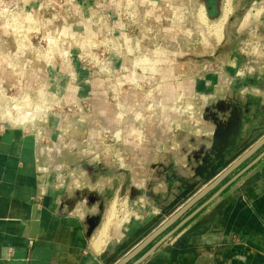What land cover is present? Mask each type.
Wrapping results in <instances>:
<instances>
[{"label":"rangeland","instance_id":"rangeland-1","mask_svg":"<svg viewBox=\"0 0 264 264\" xmlns=\"http://www.w3.org/2000/svg\"><path fill=\"white\" fill-rule=\"evenodd\" d=\"M121 1L119 7L108 0H0V125H21L49 116L60 121L74 139L79 129L67 124L80 118L84 120L82 129L94 128L93 106L102 101L108 111L112 105L118 107L123 131L119 130L115 147L104 150L106 147L88 144L83 157L87 161L97 153L99 159L110 156L120 173L129 168L141 178L149 167L142 161V150H150L156 154L152 174H159L160 152L166 157L161 174H191L203 158L207 162L200 163L194 174L223 169L249 141L242 128L250 121L259 123L264 116L240 113L237 95L225 104L207 103L203 93L192 96L190 82H196L194 89L204 91L205 81L212 75L223 76L230 68L235 75L236 71L247 73L237 68L260 54L264 46V32L242 29L247 6H241L249 0L230 1L220 31L211 24L219 19L224 0H130L131 7ZM113 8H121L122 14L132 11V15L117 17ZM76 75L87 79V98L76 95L81 88ZM175 81L181 85L175 87ZM71 105L85 108L67 111ZM223 106L231 111L224 120ZM45 108H50L46 116L42 115ZM25 114V121L16 122ZM212 124L217 130L214 141L212 136L208 138V125ZM161 138L166 144L159 150L155 143ZM144 141L149 146L143 147ZM262 151L264 144L229 174ZM68 159L71 170L74 158L69 154ZM102 165L103 170L110 168L105 162ZM64 175L65 181L56 183L62 189L75 186L74 177ZM151 181V188L141 179L133 186L126 174H119L118 194H107L104 199V209L115 202L113 224L128 218L129 224L142 226L140 233L147 232L185 197L177 196L168 203L175 196L171 180L156 175ZM162 182L169 188L162 190ZM121 228L114 235L118 240L109 239L118 246Z\"/></svg>","mask_w":264,"mask_h":264},{"label":"crops","instance_id":"crops-1","mask_svg":"<svg viewBox=\"0 0 264 264\" xmlns=\"http://www.w3.org/2000/svg\"><path fill=\"white\" fill-rule=\"evenodd\" d=\"M247 4L243 3L241 6H247L242 13L241 24L246 23L242 29L252 33L259 29L264 32V0H249ZM207 8L210 10L212 6ZM200 11L205 17L203 8ZM262 48L264 46L260 47V54L237 68L246 71L245 74L236 71V75H233L230 68L223 71V76L212 75L205 81L204 91H199V87L194 89L196 82L193 84L191 81L192 96L199 97L203 93L207 103L214 105L215 102L225 104L226 100L237 95L240 113L264 116ZM233 65L232 69H235V64ZM77 81L81 85L76 90L77 97L87 98L90 93L87 79L78 75ZM177 85L180 86L181 82L175 81V87ZM105 107L107 105L104 106L102 101L93 106L94 128L86 126V129L77 132L74 139L60 121L49 116L21 125H0V264H113L162 222L151 230L140 233L142 226L139 228L134 223L129 224L128 218L113 224L117 219L114 217L107 225L103 244L98 250L93 249L91 242L104 220L102 212L108 210L104 209L105 196L118 194L119 174H126L130 185L134 186L136 179H141L148 188L153 186L151 180L156 175L158 178L171 180L175 196L168 203L177 196L185 197L176 202L175 207L169 211L170 215L208 184L218 172L213 170L209 174H194L198 172L200 163L207 162L203 158L190 170L191 174H180L179 177L176 174H161L166 157L160 152L157 166L159 174H152L151 163L156 159V154L150 150H142V161H146L149 167L143 171L141 178L129 168L120 173L113 167L114 160L110 156L99 159L97 153L87 161L83 157L88 144L96 148L106 147L104 150L115 147L118 143L116 136L120 134L119 130L123 131L122 128L119 129L121 121L118 107L112 105L109 111ZM221 114L224 120L231 111L223 106ZM251 122L242 128L249 137L244 149L264 134V117L257 124ZM214 125H208V138L212 136L213 141L217 131ZM45 130L47 137L43 133ZM126 142L136 145L133 141ZM165 144L161 138L155 146L160 150ZM142 146L149 145L144 141ZM174 146L177 147V144ZM69 154L74 158L71 170V160H67ZM85 162L90 163V166ZM104 162L110 165L108 170H103ZM63 170L64 174L74 177L75 186L62 189L56 183L58 180L65 181ZM237 172L227 174L192 202L169 226L124 264H130L140 257ZM159 187L162 190L169 188L163 182ZM120 227L122 236L121 245L118 246L117 241L109 239L118 240L114 235H118ZM118 250H122L121 253ZM137 264H264V156L239 174Z\"/></svg>","mask_w":264,"mask_h":264},{"label":"water","instance_id":"water-1","mask_svg":"<svg viewBox=\"0 0 264 264\" xmlns=\"http://www.w3.org/2000/svg\"><path fill=\"white\" fill-rule=\"evenodd\" d=\"M262 144H264V134H262L258 139L253 141L249 146H247L242 152H240L236 157H234L223 169L218 171L216 175L210 180L208 184H205L198 192H196L183 206L178 210L173 211L165 220H163L159 225L153 228L145 237L134 244L129 250L122 254L113 264H124L132 256H134L145 244L150 242L155 236L160 234L167 226H169L192 202L204 194L208 189L215 186L220 182L227 174L232 172L236 167H238L244 160L251 156ZM262 156H264V151L260 152L256 157H254L248 164H246L240 171L236 173L232 178H230L225 184H223L215 193H213L203 204L191 212L186 218L180 221L171 230L165 233L161 238H159L148 250H146L140 257L134 260L130 264H137L142 261L146 256H148L159 244L170 237L186 220H188L195 212H197L202 206L207 204L210 200L217 196V194L225 188L231 181H233L239 174L247 170L254 163H256Z\"/></svg>","mask_w":264,"mask_h":264},{"label":"bare ground","instance_id":"bare-ground-1","mask_svg":"<svg viewBox=\"0 0 264 264\" xmlns=\"http://www.w3.org/2000/svg\"><path fill=\"white\" fill-rule=\"evenodd\" d=\"M230 1L231 0H224L221 15L218 21L214 22V24L212 25L213 28L215 27L217 31L221 30V26L230 12ZM201 16L204 17L203 12H201ZM27 118H28V115L25 114L19 118H16V122L24 121ZM115 215H116V205H115V202L113 201L111 202L109 209L105 213L101 228L98 230L97 234L95 235V237L93 238L91 242L93 249L98 250L100 246L103 244V236L106 231L107 225L110 223L112 219H114Z\"/></svg>","mask_w":264,"mask_h":264},{"label":"built area","instance_id":"built-area-1","mask_svg":"<svg viewBox=\"0 0 264 264\" xmlns=\"http://www.w3.org/2000/svg\"><path fill=\"white\" fill-rule=\"evenodd\" d=\"M108 1H111V3H113V4H116L117 3V5L119 6V5H121V3H124V2H120V0H108ZM126 2H127V5L128 6H130L131 7V1L130 0H125ZM140 2H145L146 0H139ZM120 7V6H119ZM133 7V6H132ZM134 9H135V7H133ZM114 9V11H113V13H114V15L115 16H117V17H123V16H128V15H132V11L130 12V11H125V12H123V14H122V9L121 8H113ZM116 9V10H115ZM83 104L82 105H84V102H82ZM82 105H71V106H69V107H67V111H71L72 110V108H74L75 110H79V111H82L85 107L84 106H82ZM50 108H45V110L43 111V113H42V115H45L46 116V114L48 113V110H49ZM41 116V115H40ZM39 118V117H38ZM41 118V117H40ZM66 118V116H64V118H63V120H66L65 119ZM84 120H82V119H80V118H77L76 120H74V121H72L70 124L68 123L67 124V127L69 126H73L75 129H79V130H82V128L84 127V122H83Z\"/></svg>","mask_w":264,"mask_h":264}]
</instances>
